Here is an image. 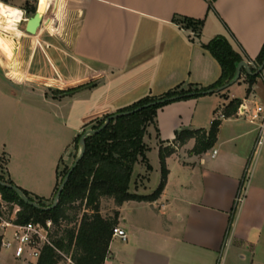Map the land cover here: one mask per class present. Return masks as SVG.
I'll return each instance as SVG.
<instances>
[{
	"label": "crops",
	"instance_id": "0c3cea01",
	"mask_svg": "<svg viewBox=\"0 0 264 264\" xmlns=\"http://www.w3.org/2000/svg\"><path fill=\"white\" fill-rule=\"evenodd\" d=\"M25 2L0 0V50L14 74L25 63L27 73L10 82L0 58V165L7 179L44 200L54 197L62 159L84 129L146 96L215 83L222 69L203 43L226 36L249 66L264 45V0H47L35 35L26 32ZM245 70L227 88L246 89ZM249 88L225 101L214 95L223 89L158 109L144 142L158 157L160 146L175 147L166 186L154 201L101 198L103 216L118 211L128 234L112 238L105 264H264V143L253 161L258 124L237 111L226 116L201 154L192 151L195 138L176 141L182 130H209L232 100L264 103L261 74ZM149 173L146 162L136 163L130 192L153 193L162 173L152 187Z\"/></svg>",
	"mask_w": 264,
	"mask_h": 264
},
{
	"label": "trees",
	"instance_id": "16d2710c",
	"mask_svg": "<svg viewBox=\"0 0 264 264\" xmlns=\"http://www.w3.org/2000/svg\"><path fill=\"white\" fill-rule=\"evenodd\" d=\"M2 1L9 2V0ZM210 7H212V2ZM26 9L33 15L37 7L32 5ZM203 46L220 63L222 72L219 79L207 87L190 84L187 88L178 86L162 95L146 96L132 105L121 108L115 113L96 121L92 129L100 128L109 119L102 130L85 137L83 156L71 173L55 206H52L53 204H42L41 200L44 199L35 197L27 190L20 188L30 199L34 201L40 200L39 202L36 201L39 204L38 207L26 203L15 189L1 183L15 185L12 180L0 174V194L2 199L12 205L18 204L21 207L17 222L25 223L32 218L42 223H45L48 219L53 222L54 227L50 235L52 245L48 244L43 247L38 264H105L110 252L113 228L119 222V212L115 211L112 216H103L101 213V198H113L117 205H121L127 200L154 201L161 196L169 174L166 158L176 151L173 146H160L162 176L156 190L148 195L130 192L131 177L136 163L144 161L147 163V169H151L146 156L149 146L144 142V136L148 127L155 123L158 109L176 100L206 95L209 93L204 94L203 92L210 90L215 92L218 88L230 83L235 78L239 63L244 61L243 55L234 48L226 36H217L209 42L203 43ZM254 62L256 67L250 66L251 72L245 70L250 87L256 78L260 76V73H254L264 63V45ZM90 85L92 84L87 86ZM78 88L60 93H71ZM174 96H179V98L169 100L170 97ZM157 100H161V102L126 114L127 111ZM240 104V100H232L225 108V116L235 113ZM220 124L221 119H214L209 130H182L178 133L176 141L183 145L189 139L195 138L196 144L192 151L197 154L204 153L214 146ZM86 131L87 129H84L76 137V147H80L82 136ZM65 175L61 182L59 181L54 197ZM76 202H79L81 206L84 204L85 211L81 218H78L75 224L71 225L67 210Z\"/></svg>",
	"mask_w": 264,
	"mask_h": 264
},
{
	"label": "built area",
	"instance_id": "2783aa9c",
	"mask_svg": "<svg viewBox=\"0 0 264 264\" xmlns=\"http://www.w3.org/2000/svg\"><path fill=\"white\" fill-rule=\"evenodd\" d=\"M251 64L253 63L251 62ZM253 66L256 67V65ZM260 74L264 80V67ZM236 114L238 117H245L258 124V143H261L264 140V103H256L254 108L241 103ZM225 117L223 112H218L215 119ZM246 189L247 185L243 183L236 197V205H240L244 201ZM14 206L16 210L20 211L21 207L18 204ZM0 219L2 220L0 225L3 229V233L0 234L1 249L11 252L13 257L21 264H38L43 247L48 244L52 245L50 238L54 227L52 220L48 219L45 223H42L31 219L25 223H20L4 220L1 215ZM112 237H119L125 241L128 239V234L125 229L116 225L113 228Z\"/></svg>",
	"mask_w": 264,
	"mask_h": 264
},
{
	"label": "rangeland",
	"instance_id": "374dc122",
	"mask_svg": "<svg viewBox=\"0 0 264 264\" xmlns=\"http://www.w3.org/2000/svg\"><path fill=\"white\" fill-rule=\"evenodd\" d=\"M38 2H39V0H27V2L23 3V8L25 9L24 11L26 12L27 18H29L30 16H32V14H30L27 11L26 8L27 7H30L32 5H35L37 7ZM49 16H50V12H48L47 19L49 18ZM24 26H25V24L24 23H21V27L20 28H24ZM10 35H13V34H10ZM14 41L15 42H18L20 44V41L18 40L17 37L14 38ZM0 58L2 59V65H3V68H4L3 75H4V77L7 80H9L10 82H13V83L14 82H16V83H20L21 82L22 83V82H24L25 79H27L26 63H25V65L23 67H21L18 70V74H14L12 72L11 68L8 67V58L6 57L5 54H3V52L1 50H0ZM242 83H244V82H242ZM240 85H242V84L240 83ZM232 87L233 88L229 87V88L225 89L224 92H222L221 94L216 93L214 95H216V97L219 100H221V101L228 100L230 98V94L232 95V93L234 91H236V89H239V93L241 92V94H244L245 95L247 93L248 89H249V84L246 87V89H242V88L240 89L239 84H235V86H232ZM95 125H97V124H95ZM93 126L94 125L89 126L88 130L89 129H92ZM263 143H264V140L261 141V143H258L259 145H258V148H257V151H256L257 153L254 154V160H253L254 162H255V160H256L257 157L260 158L261 152H260L259 155H258V152L259 151H262V149L260 150V146L263 145ZM80 151H81V145H80L79 148L75 146V147L72 148L71 152L68 153V154H66V156L62 159V164L60 166V182H61L63 176L65 175V173L67 172V170L73 165L75 159L80 155ZM154 153L155 152H151V153H149V155H148V153L146 155L147 156V159H148V162L151 165V169H150V173H149V183L147 184L150 187L155 186V183L157 182V179L160 178L159 177L160 176V173H162L160 156L158 157ZM253 164H252L251 170L249 172H252V168H254V165ZM146 166H147V163H146ZM255 173H256V167L254 169L253 176H254ZM0 174H2V175L5 176V169H4L3 166L0 167ZM146 176H148V174H145V176H142L141 177V181H144L146 179ZM248 177H249V175H248ZM247 180H248V178H247ZM246 184H247V181H246ZM155 188L156 187H154V189ZM154 189L149 190L147 192H152ZM35 201L39 202L40 200L37 199ZM41 203L42 204H45V205L53 204V198H51L49 200H41ZM104 206L106 207V209H110L112 207L109 203L108 204L105 203ZM15 208L16 207L14 205H12V204L4 201L2 199V197H1V194H0V215L2 216V218H4V220H7V221H16L18 219L19 211L16 210ZM84 209H85V205L83 204L81 206L79 204V202H76L75 204H72L71 207L68 208L67 214L69 215V223L71 225H74L75 222L77 221V219L78 218H81L82 214L85 211ZM20 210H21V208H20ZM32 219H34V218H32ZM1 221L2 220L0 219V222ZM0 231H1V225H0ZM230 244H231V239H229V243L227 244V247ZM5 252H6V255L8 256L7 258H4V259H6L5 264H21L19 261H17L13 257V255L11 254V252H9V251H5Z\"/></svg>",
	"mask_w": 264,
	"mask_h": 264
},
{
	"label": "water",
	"instance_id": "95a60500",
	"mask_svg": "<svg viewBox=\"0 0 264 264\" xmlns=\"http://www.w3.org/2000/svg\"><path fill=\"white\" fill-rule=\"evenodd\" d=\"M39 3H40V0L38 2L36 12L27 19L26 32L29 33V34H31V35H35L37 33V31H38V29L41 26L42 21H43V17H44L45 11H41V9L39 7ZM263 67H264V63L258 68V70L254 74H259L262 71ZM243 68H245L248 72H251L250 66H249V64L246 61L240 62L239 65H238V67H237V74H236L235 78L230 83H228V84H226V85L221 86L220 88H218L216 91L223 90V89L227 88L228 86H230L232 83L236 82L241 77V73H242V69ZM213 92H214L213 90H210L208 92H203V93L206 94V93H213ZM176 98H179V96L170 97L169 100H174ZM158 102H161V100H157V101H153V102L144 104V105H142L140 107H137V108H135V109H133L131 111H127L126 114H130V113L139 111V110H141V109H143L145 107L152 106V105H154V104H156ZM108 121H109V119L100 128H98V129H89V130H87L85 132V134L82 136L80 155L75 159L73 165L70 167V169L68 170L67 174L65 175L64 180H63L62 184L60 185V187L58 189V192L56 193V195L54 197V203H53L52 206H55L57 204V202L59 201L63 188L67 184L71 173L73 172V170L75 169V167L77 166L78 162L80 161V159L83 156V153H84V150H85V140H84L85 137L87 135H89V134H92V133H98L100 130H102L105 127V125L107 124ZM1 183L2 184H5L7 186H10L13 189H15L19 193V195L21 196V198L26 203L31 204V205H34L36 207L39 206V204L36 201L30 199L20 189V187H18L16 185H10V184L4 183V182H1Z\"/></svg>",
	"mask_w": 264,
	"mask_h": 264
},
{
	"label": "bare ground",
	"instance_id": "6f19581e",
	"mask_svg": "<svg viewBox=\"0 0 264 264\" xmlns=\"http://www.w3.org/2000/svg\"><path fill=\"white\" fill-rule=\"evenodd\" d=\"M47 0H40L39 7L41 11H45Z\"/></svg>",
	"mask_w": 264,
	"mask_h": 264
}]
</instances>
